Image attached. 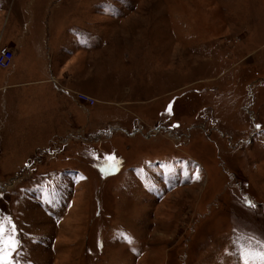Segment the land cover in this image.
Instances as JSON below:
<instances>
[{
	"label": "rangeland",
	"instance_id": "1",
	"mask_svg": "<svg viewBox=\"0 0 264 264\" xmlns=\"http://www.w3.org/2000/svg\"><path fill=\"white\" fill-rule=\"evenodd\" d=\"M4 45L20 50L16 78L0 66L16 264L264 251V0H0Z\"/></svg>",
	"mask_w": 264,
	"mask_h": 264
},
{
	"label": "snow or ice",
	"instance_id": "2",
	"mask_svg": "<svg viewBox=\"0 0 264 264\" xmlns=\"http://www.w3.org/2000/svg\"><path fill=\"white\" fill-rule=\"evenodd\" d=\"M169 112L171 111V105H169ZM259 127V126H258ZM108 159H114L109 157ZM197 178L198 175H197ZM246 206L255 207L250 200L246 198ZM10 220V218H8ZM235 243V242H234ZM258 245L264 246V240L256 241ZM19 248V240L17 239V229L14 223L11 224V231L9 234H5V225L3 218H0V264H16L14 258V252ZM240 259L243 264H255V261L259 259L261 264H264V251L256 252L255 254H249L245 251H241Z\"/></svg>",
	"mask_w": 264,
	"mask_h": 264
},
{
	"label": "built area",
	"instance_id": "3",
	"mask_svg": "<svg viewBox=\"0 0 264 264\" xmlns=\"http://www.w3.org/2000/svg\"><path fill=\"white\" fill-rule=\"evenodd\" d=\"M15 51L9 46H0V66L6 68L9 67L14 59ZM75 99L79 101L80 104H95L96 99L90 96L88 93L76 92Z\"/></svg>",
	"mask_w": 264,
	"mask_h": 264
},
{
	"label": "crops",
	"instance_id": "4",
	"mask_svg": "<svg viewBox=\"0 0 264 264\" xmlns=\"http://www.w3.org/2000/svg\"><path fill=\"white\" fill-rule=\"evenodd\" d=\"M72 44H74V43H72ZM19 52H20V50L17 48V50H16V54H15V56H14V59H13V62H12V66H13V68H12V70H11V72L9 73V78L10 77H14V78H16L17 77V73H18V70H20V67H19V65H20V63H19V60H17V58H18V55H19ZM19 59V58H18ZM59 74H60V72H58V73H54L53 74V76H52V78L53 79H55L57 76H59ZM51 78H48V79H46V81H49ZM78 80L79 78H75L74 76H72L69 72L67 73V72H65L64 74H63V78H62V80H63V82L65 83V84H68V83H72V84H75L76 82H75V80ZM30 81H26V82H24V83H29ZM32 83L34 82V81H31ZM18 83L19 84H21L22 82H19L18 81ZM9 85H13V86H15L16 84L15 83H13V84H9ZM69 92V91H68ZM76 92H81V91H75V94H71V97L77 102V99H75V95H76ZM85 93V92H84ZM16 99H18L17 98V93H16V97H15V100ZM16 103H17V100H16ZM18 103H19V101H18Z\"/></svg>",
	"mask_w": 264,
	"mask_h": 264
}]
</instances>
